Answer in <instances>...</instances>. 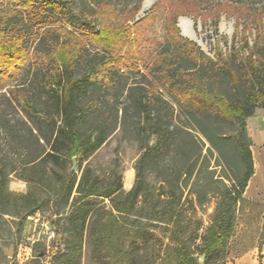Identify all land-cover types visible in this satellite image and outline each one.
Here are the masks:
<instances>
[{"label": "trees", "instance_id": "16d2710c", "mask_svg": "<svg viewBox=\"0 0 264 264\" xmlns=\"http://www.w3.org/2000/svg\"><path fill=\"white\" fill-rule=\"evenodd\" d=\"M103 1L96 0V5ZM26 2L35 4V0ZM48 3L60 7L57 1ZM39 17L27 20L21 11H0V57L13 61L31 49L26 75L3 95L16 112H22L18 121L28 134L21 133L12 119H0L9 144L26 157L25 170L44 165L47 173L65 166L68 159L86 158L117 129L126 137L129 132L128 139L134 137L142 152L135 182L128 191L118 171L103 189L92 179L90 168L78 182L73 171L61 176L59 197L65 205L72 201L64 225L66 249L56 264H80L87 235L99 252L112 251L113 242L119 246L132 236L124 220L135 213L145 194L143 168L148 163L159 166L169 153L174 155L170 160L178 176L174 181L163 178L162 188L167 185L168 190L160 195H165L162 201L167 211L162 219L170 225V242L176 243V264H226L236 205L243 200L255 172L247 119L258 107L264 108V34L258 32L251 44L250 27L242 29L240 23L230 49L210 56L180 34L175 15L157 50L138 48L127 55L110 49L109 42L115 37L123 40L130 30L100 27L93 35L103 45L97 44L93 50L75 32L53 27V20ZM261 18L254 15L251 20ZM246 19V23L252 22ZM206 145L210 154L216 153L221 168L217 178L210 170L212 182L222 188L205 193L216 199V206L200 236L201 243H197L201 220L187 236L182 235L187 229L181 224L183 188ZM198 196L203 203L202 195ZM96 197H101L98 203L92 199Z\"/></svg>", "mask_w": 264, "mask_h": 264}, {"label": "rangeland", "instance_id": "374dc122", "mask_svg": "<svg viewBox=\"0 0 264 264\" xmlns=\"http://www.w3.org/2000/svg\"><path fill=\"white\" fill-rule=\"evenodd\" d=\"M50 1H57L60 7H53L48 3ZM103 2V5H96V0H35V4L31 5L26 0H0V11H21L27 20H36L39 16L40 20H53V27L75 32L93 50L97 44L103 45L93 35L100 27L130 30L129 36L124 33L123 40L115 37L109 42L110 49L120 50L127 55L138 48L157 50L159 41L166 35L175 15L180 34L195 41L210 56H214L220 49L224 52L230 49L236 27L240 23L242 29L246 25L250 27L251 32L247 34L251 44L258 32L264 34V0ZM145 2L150 3L147 9L143 8ZM83 12L89 16L84 17ZM254 15H261V20L252 21ZM182 17L190 19V27L200 41L183 34L179 26ZM246 17L252 22L246 23ZM139 20L144 21L134 28ZM99 51L102 53L103 48ZM30 57L31 49L13 61L0 57V119H12V123L19 126L23 134H28V130L18 121L21 120L22 112H16L3 95H8L9 90L24 78ZM129 61L133 62L134 58L130 57ZM139 68H143L142 63H139ZM127 79L125 76L124 82ZM131 81L132 78L129 79ZM247 132L251 139L255 172L257 166L259 175L255 178V186H247L243 200L236 205V224L225 250L226 264H264V167L261 168V161L264 163V108L258 107L247 119ZM126 134L129 137L130 133ZM128 137L117 129L97 151L86 158L79 157L75 169L72 159H68L65 166H56L45 173L47 169L44 165L25 170L23 163L26 157L22 150L9 144L6 131L0 129V246L3 251L0 264H56L57 258L66 249L68 232L64 231V225L72 201L65 205L59 197L61 176L73 171L78 182L85 170L90 168L92 179L98 181L103 189L108 187L115 171H118L121 173L124 190H130L136 179L135 167L142 152L139 142L132 136L130 139ZM173 156L169 153L159 166L150 163L144 166L145 194L135 213L124 220L132 236L119 246L113 242L112 251L99 252L94 251L87 235L80 264H176V243L170 242V225L162 219L167 211L162 201L165 195H160L163 190H168L167 185L162 188L163 178H169L170 181L177 179L178 174L170 160ZM210 170L215 171L214 178L221 174L216 153L210 154L206 145L203 157L198 161L193 174L186 178L187 184L183 188L182 205L185 211L181 224L187 229L182 235L187 236L195 222L201 220L202 228L198 231L197 243H201L200 236L205 232L216 206V199L211 198L210 194L205 197V193L222 188L221 184L212 182ZM198 194L202 195L203 203L198 202ZM92 199L98 203L101 197ZM104 203L109 208L108 198L104 199ZM29 214L40 215L41 221L34 223L28 219ZM42 221L48 222L49 228L53 227L55 238L47 237ZM167 244H170L169 249H165ZM9 249L13 250L12 256H8L5 251Z\"/></svg>", "mask_w": 264, "mask_h": 264}, {"label": "bare ground", "instance_id": "6f19581e", "mask_svg": "<svg viewBox=\"0 0 264 264\" xmlns=\"http://www.w3.org/2000/svg\"><path fill=\"white\" fill-rule=\"evenodd\" d=\"M149 6H150V3L149 2H145L144 5H143V8L147 9ZM179 26L181 27L182 32H183L184 35H186V36H188L190 38H193V39H195L197 41H200V38L198 37V35L190 27V19L189 18H187V17L180 18ZM130 175H131V173L128 174V176H130ZM258 175H259V168L257 167L254 176H258ZM128 183H129V181H128Z\"/></svg>", "mask_w": 264, "mask_h": 264}, {"label": "built area", "instance_id": "2783aa9c", "mask_svg": "<svg viewBox=\"0 0 264 264\" xmlns=\"http://www.w3.org/2000/svg\"><path fill=\"white\" fill-rule=\"evenodd\" d=\"M28 219L33 221L34 223H39L41 221V216L36 215V214H30L28 215ZM41 224L45 227L46 229V235L49 239H53L56 237V232L53 228H49L48 222L42 221Z\"/></svg>", "mask_w": 264, "mask_h": 264}, {"label": "water", "instance_id": "95a60500", "mask_svg": "<svg viewBox=\"0 0 264 264\" xmlns=\"http://www.w3.org/2000/svg\"><path fill=\"white\" fill-rule=\"evenodd\" d=\"M73 162H74V163H73V168L75 169V168H76V157L73 158ZM5 251H6V253H7L8 256H12V255H13V250H12V249L5 250ZM204 257H205V256L202 255L201 258L204 259Z\"/></svg>", "mask_w": 264, "mask_h": 264}, {"label": "crops", "instance_id": "0c3cea01", "mask_svg": "<svg viewBox=\"0 0 264 264\" xmlns=\"http://www.w3.org/2000/svg\"><path fill=\"white\" fill-rule=\"evenodd\" d=\"M263 167H264V163L261 161V168L263 169ZM256 168H257V166H256ZM255 174V173H254ZM257 176H252L251 177V179H250V181H249V185L251 186V185H253L254 184V186H255V183H254V181H255V178H256ZM252 182V183H251ZM249 185H248V187H249ZM50 228H53L52 226L50 227Z\"/></svg>", "mask_w": 264, "mask_h": 264}]
</instances>
